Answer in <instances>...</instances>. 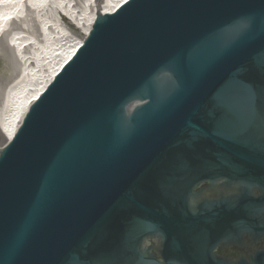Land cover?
I'll return each mask as SVG.
<instances>
[{
  "label": "water",
  "instance_id": "obj_1",
  "mask_svg": "<svg viewBox=\"0 0 264 264\" xmlns=\"http://www.w3.org/2000/svg\"><path fill=\"white\" fill-rule=\"evenodd\" d=\"M220 179L247 187L228 211L255 230L264 0H130L0 155V264H205L202 243L234 232L218 233L224 216L198 215L190 199ZM150 238H163L164 261Z\"/></svg>",
  "mask_w": 264,
  "mask_h": 264
},
{
  "label": "bare ground",
  "instance_id": "obj_2",
  "mask_svg": "<svg viewBox=\"0 0 264 264\" xmlns=\"http://www.w3.org/2000/svg\"><path fill=\"white\" fill-rule=\"evenodd\" d=\"M8 1L11 2V0ZM8 1L0 0V11L4 9L0 12V31L4 28L3 25L6 22L21 23L23 17L31 16V10L34 12L35 9L27 10L24 13V5L38 8L42 6L40 4L43 0H23V6L18 7V11L15 9L14 12H11L10 7H6L10 4ZM129 1L91 0L90 3L85 5L86 12L81 9L74 12L71 8L64 9L65 13L60 10L59 14L71 21L74 26V32L66 35L57 28H53L51 31L54 34L49 33L50 35H46L44 33L40 35L38 33L42 37L36 43L33 40L32 43L29 40H24L23 42V40L19 39L20 35L15 33V35H12L6 29L2 30L0 40L5 37L3 40L8 47L6 49L10 50L17 63V69L14 67L17 74L14 75L16 73L14 71V77L12 76L13 78L0 95V155L17 134L33 104L48 88L49 81L54 79L74 57L88 36L98 28L103 17L113 13ZM14 2L16 3L15 0ZM17 2L19 3L20 0ZM42 4L44 7L45 2ZM42 24L43 21L39 25ZM31 44H36L34 45L36 48H30ZM25 47H29L28 55L24 54L26 53L24 51ZM26 58L28 60L30 58L31 66L33 67L29 66L30 62L28 61L29 63H27Z\"/></svg>",
  "mask_w": 264,
  "mask_h": 264
},
{
  "label": "flooded vegetation",
  "instance_id": "obj_3",
  "mask_svg": "<svg viewBox=\"0 0 264 264\" xmlns=\"http://www.w3.org/2000/svg\"><path fill=\"white\" fill-rule=\"evenodd\" d=\"M247 187L242 184L231 183L227 179H220L215 182H203L194 191L190 199L192 210L198 215L219 214L218 219L224 216L221 223L217 224L218 233L234 232L230 238L224 236L216 241L210 238L202 243V251L211 252L212 257L205 256L201 259L205 264H255L256 256L264 252V206L258 208L253 223L255 230L244 231L242 223L232 226V213L229 207H237L245 204ZM256 199L261 198L262 192L258 188L252 190ZM230 210V209H229ZM242 212L240 211V216ZM241 222V221H240ZM247 222V221H246ZM215 234V233H214ZM163 238H150L147 240L146 248L150 253L160 260H163L164 253ZM164 261V260H163Z\"/></svg>",
  "mask_w": 264,
  "mask_h": 264
},
{
  "label": "rangeland",
  "instance_id": "obj_4",
  "mask_svg": "<svg viewBox=\"0 0 264 264\" xmlns=\"http://www.w3.org/2000/svg\"><path fill=\"white\" fill-rule=\"evenodd\" d=\"M15 1H16V3L14 2V0H11V2L8 1L10 4H8L9 6L8 5L6 6L7 8L10 7L11 12H14L15 9L18 11L19 8L23 6V2H22L23 0H20L19 3L17 2L18 0H15ZM90 1L91 0H43L40 4L42 6L41 7L39 6L38 8H33L31 6L28 7V6L24 5V9H23L24 13H26L25 11L31 10V9H33V10L35 9V11L33 12L31 10V16L23 17V19L21 20V23H19V22L14 23L12 21L6 22V24L3 25L4 28L2 30L6 29L7 32L12 34V35H15V34L20 35L19 39L21 41L23 40V42H24V40H29V41H31V43L33 41H34V43L38 42L40 37H42L40 35H43L44 33L46 35L54 34L51 31V29H53V28H57L61 33L67 35V33L74 32L73 31L74 26L71 24V21L68 18L60 15L59 11L61 10V12L65 13L64 9L71 8L74 10V12L78 11V9H81L84 12H86L87 9L85 8L86 7L85 5L90 3ZM44 2H45V6L43 7L42 3H44ZM47 2H48V4H47ZM20 4H22V5H20ZM2 11H0V12H2ZM41 21H43V24L39 25ZM50 22H51V24H50ZM2 30L0 31V35L2 33ZM4 38L5 37H3V39ZM2 40H0V95L2 94V92H4L6 86L9 84L10 80L14 77L13 73H14V71H16L14 69V67L16 68V66H17L16 65L17 63H16L14 56L11 55L12 53L10 52V50L6 49L8 47L4 43V40L3 41ZM34 45H36V44H31L30 48H32V47L36 48V46L34 47ZM24 51H26V53H24V54L28 55L27 51H29V47H27V48L25 47ZM26 61H27V63H29L31 60H30V58H29V60H28V58H26ZM14 62H15V64H14ZM29 64H30L29 66L32 65L31 62ZM31 67H33V66H31ZM15 74H17V71H16V73H14V75Z\"/></svg>",
  "mask_w": 264,
  "mask_h": 264
}]
</instances>
